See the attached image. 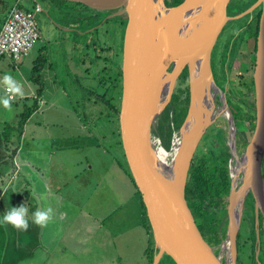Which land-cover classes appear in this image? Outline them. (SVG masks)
Listing matches in <instances>:
<instances>
[{
    "label": "water",
    "instance_id": "1",
    "mask_svg": "<svg viewBox=\"0 0 264 264\" xmlns=\"http://www.w3.org/2000/svg\"><path fill=\"white\" fill-rule=\"evenodd\" d=\"M64 1L83 4L105 20L117 15L129 19L119 124L126 160L145 203L158 249L152 264H160L165 254L176 264H236L237 235L248 193L256 200L257 217L259 210L264 216V0L233 16L227 13L231 0H183L176 6H168L166 0ZM258 7L262 13L253 69L256 123L240 155L245 160L244 169L237 178L232 174L229 228L220 253H216L196 222L186 187L199 144L216 122L217 116L211 117L209 107L215 106L218 94L235 135L234 115L225 91L216 82L212 54L226 24L252 14ZM185 68L189 107L167 149L159 123ZM166 86L167 99L160 105L158 95ZM161 147L173 156L162 157Z\"/></svg>",
    "mask_w": 264,
    "mask_h": 264
},
{
    "label": "crops",
    "instance_id": "2",
    "mask_svg": "<svg viewBox=\"0 0 264 264\" xmlns=\"http://www.w3.org/2000/svg\"><path fill=\"white\" fill-rule=\"evenodd\" d=\"M3 2L5 0H0L1 4ZM14 5L7 6V8L3 5L4 9L0 10L2 16L0 29ZM22 7L31 9V0H26V4ZM48 32L50 36L54 35L55 31L52 26L49 27ZM59 43L61 42L59 41ZM63 47L62 45L59 52ZM53 54L52 46L43 47L40 54L35 57L36 59H33L32 68L40 56H50L51 58ZM4 58H8V61L0 64V71L4 72L7 68L10 69L11 66L17 69L18 62L16 60L10 57H3L2 59ZM68 61L71 66L74 64L71 57ZM47 65L48 63L41 72L45 82L49 77L47 70L52 67L51 64L47 69ZM67 65V61L64 62L60 57L56 66L64 68ZM74 71H76L75 68ZM54 76V80L60 81L59 87L56 89L58 90L57 94L67 97L63 80L68 75L61 77L62 74L55 71ZM23 81L24 83L21 79L17 81L23 86L24 91L23 97L18 96L23 100L20 107H24L19 113L21 114L27 107L34 108L26 122L27 124L31 121L33 115L41 112L43 105L47 103L46 100H49L50 88L46 82L45 89L39 96L38 86L33 80L27 81L23 78ZM57 81L54 82L57 83ZM35 99L36 101L32 102ZM67 100L68 105L64 106L60 105V102H52L56 103L58 107L64 108L65 111L66 106L72 105V100L68 97ZM68 109L74 108L68 107ZM75 110L74 120H76L73 123L68 124L67 127H57V130L51 131L50 136L44 140L37 134L35 129L30 128L33 136H31L32 142L28 143L30 137H28L25 130L26 124L22 130L20 128L16 130L24 138L18 146L16 141L12 142L10 139V142H8L9 138L4 141V137L2 138L0 133V183L4 182L3 178L10 175V180L6 184L3 183L0 188V218H2L6 209L25 204L28 208L30 225L27 231L16 229L11 225H0V264H84L83 261H80V258H84L82 254L85 252L82 248V239L77 235L80 231L76 226L69 233L68 224L70 220L78 219L80 215H83L86 209H88L90 216L96 217V221L100 219V216L102 220L110 219L121 213L119 210L126 207L127 202L125 201L129 198L126 218L134 216L136 219L133 222L137 224L136 228L139 224L145 225L139 189L133 182L130 170L127 171L120 165L118 160H121V155L115 150L116 144L112 146V150L109 147L110 145L105 146L100 133L98 136L94 133L92 123H89L90 121L88 122L86 119L83 120V117L77 114L80 113L79 109L75 108ZM8 123L11 126L12 124L17 126L19 121L17 119L12 123ZM36 124L41 125L39 122ZM111 128L115 132V125ZM97 129L100 132L99 126ZM11 130L12 128H10ZM105 135L103 132L102 136ZM115 139L116 137H114V143H116ZM10 144H13V146L11 147ZM29 144L35 147L34 153H31ZM116 165L120 167L121 173H117V170L114 169ZM102 188L108 191L105 192L107 197L104 200L98 199L97 205H92L90 208L89 204L94 202L93 196L97 195L99 197ZM117 190H122V194ZM115 201L117 204L114 203ZM45 207H52L54 216L46 227H40L32 223V213L37 208L43 209ZM94 209L97 211L95 212ZM100 222V226H102L104 223L101 220ZM129 230V233L133 232L131 227ZM130 235H133V245L131 238L129 239L130 246L124 242V249L127 253L124 252L125 256H121V264L124 259L123 264H133L130 258L133 249L141 239H146L148 247L150 244V234L147 227L144 236L141 232H137V235L134 233ZM79 240L81 243L78 245ZM140 259L141 262L138 261V264H149L146 254L145 256L141 255Z\"/></svg>",
    "mask_w": 264,
    "mask_h": 264
},
{
    "label": "rangeland",
    "instance_id": "3",
    "mask_svg": "<svg viewBox=\"0 0 264 264\" xmlns=\"http://www.w3.org/2000/svg\"><path fill=\"white\" fill-rule=\"evenodd\" d=\"M17 1L18 0H5V2H3L2 4L0 3V10L4 9L3 5H5L7 8V6L10 7L14 5ZM54 1L59 3V5L67 4L66 6L68 8L74 9V11H72L74 12V14H68L65 19L67 23H71V25L74 23L75 25L76 23L74 22V20L78 19L77 17L80 16L79 14H82L83 12L82 10L79 11L81 6L78 3L69 2V1H66V2H64L63 0H54ZM168 1H171V0H168ZM25 4H26V0H19V5L21 7ZM67 7H64V8H67ZM75 9L78 10L79 13L76 12ZM31 10L35 11L36 13V21L40 29L41 39L35 45V47L33 48L32 52L30 53L28 57L23 58L24 60L23 59L17 60L18 62L17 69L11 66L10 69L7 68L4 72L0 71V80H2L5 74H10L16 81H19V79H21L22 82L24 83L23 78L27 79V81L28 80L31 81L32 72H33L32 64H33V61L36 59L35 57L38 54H40L43 47L52 46L53 48L54 54L51 55V58L50 56L46 57L48 59L47 69H48V66L49 65L51 66L52 64V67H50L47 70V74L49 77L46 81L47 86H49L50 88L49 97H48L49 100H46L47 103L43 105L41 112L33 115L31 121L26 124L25 130L28 133V137H30L28 140V143L32 142L31 136L33 135H32L31 129H35L37 131V134L40 135L41 138H43L44 140L45 138H48L50 136L51 131L57 130V127L59 128L64 127V126L67 127L68 124L73 123V121L76 120V119L74 120V116L76 112L75 108H76V109H79L78 111L80 112L77 114L80 117L82 116L83 120L86 119L88 120V122L90 121L89 123H92V129L94 133L97 136L100 133L101 139L103 143L105 144V146L110 145L109 147H112L115 144L114 137H116L115 136L116 129H118V132H120V129H119L120 124H118V126H115V132H113L110 125L104 119H102L103 113H104L102 109L103 106L99 102V99H97V101L95 99L96 97L103 95L104 93L103 85L100 83V80L98 78L102 76V75H99L101 71H99V68H96L97 65L88 66L86 67L88 68L87 70H85V67L83 65L82 66L77 65L78 61L81 58H83L84 61L86 57L88 58V56H85L84 54V50H85L84 47H82L81 44L78 45L77 43H81L83 41L85 42L87 40V36L90 34L76 35L74 38L71 33H68V34L65 33L63 35L64 40H62L61 38H59L60 34L54 30L55 31L54 35L50 36L48 32L49 27L55 25L53 21V17L51 18V16L47 15L46 13L38 11L37 7H35L34 4H32ZM1 17L2 16L0 14V20H1ZM227 25H228L227 26L228 28L227 30L224 31L223 36L227 35L228 29L230 28L231 24L228 23ZM107 26L108 25H105L104 28L108 29ZM101 29H103V27ZM105 35L108 37V39L110 38L109 29L107 30ZM58 39L61 43H59ZM247 40H248L247 42L243 43L239 51L240 53L233 63V73L236 74L238 77L237 80H235V83L236 85L239 86L238 89H242L243 91H245L246 88L242 84H240L241 81L242 80L248 81L251 78V76H253V71L250 72L249 65L247 63H244V62H247L245 61L246 58L244 57L245 56L244 53L253 51L252 49L254 45V39L251 37H248ZM62 45L64 47L59 52V49L62 47ZM91 45L89 49H90L91 54L93 55V50L91 48ZM96 46L97 47L99 46L98 42L96 43ZM56 53H59V54H56ZM106 54L108 53L106 52ZM106 54L104 55L106 56ZM108 55H110V53ZM60 57H62L64 62L67 61L68 63V65L65 66L64 68L56 66L58 59ZM70 57H71L72 63H74L72 64V66L70 65L68 61ZM7 61H8V58H4L0 60V64H2L3 62L6 63ZM215 66H216V63H214V68L216 71ZM74 68L76 71H74ZM55 71H57L58 73H61L62 74L61 77H65L68 75V77L63 80V84L66 88L67 97L72 100V103H71L72 105L66 106L65 111L63 110L64 108L62 109L58 107L56 103L52 102V101H57V103L60 102L59 103L60 105H63V106L68 105L67 97L60 96L57 94L58 90L56 89L59 87L60 81L58 82L57 80H54ZM215 73L216 75L218 74L217 71ZM240 73L241 74L243 73L244 75H246V77H244L242 80H241L242 77H240L241 75ZM42 80H43V77H42ZM186 80H187V77L180 78V80L176 84V87H174L175 95L173 94L174 97L171 98L172 99L170 100L171 103L169 102L170 103V106H169L170 107V123L172 124H173L172 120H175L177 122V121H180V119H182L181 112L183 113L184 111H186L189 105L187 102L189 85ZM54 81H57V83H55ZM43 82H44V85H46L45 80H43ZM36 85L38 86V84ZM5 95H7V93L5 92V86L0 84V96H5ZM22 101H23L22 99L16 96L15 99L11 101L10 111L6 110L2 105H0V133H1V136L2 138L4 137L3 138L4 141H6L8 138H9L8 142H10V139L12 142L16 141L17 146L20 144L21 140L24 139L22 138L23 135L21 136L16 131L18 128H20L18 124L17 126H14L13 124L11 126L9 125L10 123L8 122L12 123L16 121L17 119L18 121H20V118H21L20 115L22 113L20 114L19 111L23 110L24 108V107H20V104L22 105L23 103ZM35 101L36 99L32 100V102H35ZM17 103H19V105H17ZM220 104H221V100H220V96H218V99L216 100L217 107H220ZM68 107H73L74 109H68ZM166 109L167 107L165 108V110ZM230 109L232 110L233 115L238 120V116H239L238 108L231 106ZM100 110L101 112H99ZM218 121L222 123L221 124L216 123ZM38 122L41 123V125L36 124ZM54 122L56 125L54 124ZM216 122L213 124L211 128H209L205 136L202 138L199 144V147L197 149V153L202 154L203 150H205L206 142L212 143L215 140V141H219L220 143H223L224 136H226V138L229 141H231L230 125H229L230 123H229L228 118L221 115L216 118ZM48 123L50 124L49 126H48ZM160 125H161V120L159 123V127ZM240 125L242 126V128L246 127L239 133V137L242 139L240 141L241 151H243V149L245 148V145L249 141L248 138L249 137L251 138L250 134L252 132L248 130L247 122L243 124L241 123ZM4 126H6V128H4ZM94 126H97V127H94ZM98 126L100 127V130H99L100 132H98V129H97ZM10 128H12L11 131H10ZM222 128L225 130L226 134H224V131ZM103 132L106 134L105 136H102ZM248 134H249V137L247 136ZM209 135L212 138L210 137L209 139ZM116 141H117V138L115 139V142ZM29 145H30L29 147L31 149L30 150L31 153H34L35 147L32 144H29ZM10 146L12 147L13 144L12 145L10 144ZM215 147L217 148L216 144H215ZM115 150H117V152H120L121 149L117 145L115 147ZM204 154L205 153H203L202 155L204 156ZM114 169L117 170L116 171L117 173H121L120 171L121 169L118 165H116ZM3 180L4 182L0 183V188L3 186L2 185L3 183L6 184V182L10 180V175H8V177L3 178ZM101 191L102 193L101 195H98L99 197H97L96 194H95L96 196H93V201H94L93 204L88 203L90 208L92 205H97V203L99 202L98 199L104 200L105 197H107V194L105 195V192H108V191L104 188H102ZM121 191L122 190H117V192H120V193ZM110 193L112 194V192ZM125 202H127V205L126 207H122L121 208L122 210H119V212L121 211V213L118 212L119 214L117 216L112 217L110 219L102 220V217L100 216V219L96 221V217L90 216L88 209H86L83 215H80L78 219L70 220V222L72 221L73 222L72 223L69 222L68 224L69 229H70L69 233H71L76 226L78 230L80 231L77 235L79 236V238L82 239V243H83L82 248L85 250L84 254H82L84 258H80V261H83L84 264H121V260H120L121 256H125L124 252L127 253V251L124 249V242H126L129 246H130V242H129L130 238H131V243L133 242L132 240L133 235H130V234L134 233L137 235V232L139 233L141 232L142 236H144L146 226L143 224L142 225L139 224V226L136 228L137 224L133 222L134 219L136 218L134 216L132 217L128 216L126 218L127 208L130 202L129 198L126 199ZM114 203L117 204L116 201ZM100 220L102 221V223H104L102 226H100V223H101ZM251 223H252V218L249 216L248 212H246L243 217L244 227L249 226L247 224H251ZM130 227L133 229V232L131 233H129ZM57 231H59V229H57ZM248 234H249L248 230H243L242 237L244 238V235L247 236ZM151 240L152 238L150 235L149 243ZM80 243L81 241L79 240L77 244L79 245ZM147 245L148 244H147L146 239L144 240L143 238L139 241L137 246L133 249L132 257L130 258L133 264H138V261L141 262V259H140L141 255L145 256L147 249H148ZM124 262H125V259L122 261V264ZM170 264H173V262H170Z\"/></svg>",
    "mask_w": 264,
    "mask_h": 264
},
{
    "label": "trees",
    "instance_id": "4",
    "mask_svg": "<svg viewBox=\"0 0 264 264\" xmlns=\"http://www.w3.org/2000/svg\"><path fill=\"white\" fill-rule=\"evenodd\" d=\"M256 1L257 0H232L229 6V11H227V13L230 16L238 15L241 12L245 11L247 8H249L251 5H253ZM182 2L183 0L166 1L168 6H176ZM27 9L31 10L30 8ZM261 13L262 8L258 7L254 10L252 14L245 15L237 20H232V22L229 23L231 25L228 29L227 36L224 40L221 39L218 41L216 46L217 51L215 50V52H213L212 58L213 68L214 63H216L215 67L218 74L216 75V73H214V75L218 85L225 91L228 104L230 106L238 108V123L243 124L247 122L248 130H250V132H252L256 123L254 80L253 76H251L248 81H244L242 79L246 77V75L240 73V77H242V81L240 84H242L246 89L245 91H243L242 89H238L239 86L235 83V80H237L238 77L236 74L233 73V63L238 57L240 53L239 51L243 43L248 41V37H251L254 39V45L252 49L253 51L244 53V57L246 58L245 61H247L244 63H247L249 65L250 72L253 71L255 66V53L257 48V36L259 31ZM227 26L225 27V30H227ZM46 63V56H40L35 61L33 66L32 80L36 84H38L39 96L43 93L45 89L41 72ZM183 76L188 78L187 69L183 73ZM105 101V104L110 106V109H108L107 113L106 110L104 111L102 119H104L111 127L114 125L118 126V124L120 123V108L115 107L110 100ZM189 101L190 97L188 90V104ZM110 110H112V112ZM33 111L34 108L31 107H27L26 109H24V111L20 115L21 118L18 124L20 130L23 129L24 125L26 124ZM186 114L187 109L183 113L181 112L182 119L177 122L175 120H172V124L170 123V107L168 106L167 109L163 112V123H161L159 130L163 144L167 149H170L171 147L173 132L175 131V129L179 128ZM116 138L117 141L115 144L116 146L118 145L121 149L119 152V154L121 155V160L119 159L118 161L120 162V165L123 168L129 171L130 168L126 160V156L122 146L121 134L120 132H118V129L116 130ZM110 149L112 150V147ZM210 160L214 161L211 155H209V157H200L197 161L194 160L191 166L189 179L186 187V198L188 200L189 206L191 207L193 212L196 213L195 219L203 236L211 245H216L221 242L225 234V231H220L223 214V209L221 208V206L225 203L226 195L229 193L230 177L226 162H224V164L222 165L221 162H218L215 168L212 169L208 166ZM129 172L131 173V171ZM132 179L134 184L136 185L133 175ZM139 193L141 195L140 191ZM142 204L144 210V222L152 238L146 252V257L148 259L149 264H152L154 261V256L157 253L158 249L155 246L153 230L143 198ZM170 262L176 264V262L171 258V256L165 254L160 264H170Z\"/></svg>",
    "mask_w": 264,
    "mask_h": 264
},
{
    "label": "flooded vegetation",
    "instance_id": "5",
    "mask_svg": "<svg viewBox=\"0 0 264 264\" xmlns=\"http://www.w3.org/2000/svg\"><path fill=\"white\" fill-rule=\"evenodd\" d=\"M31 2L32 4L35 5V7H37L38 11L46 13L47 15L51 16V18L53 17V21L55 25L52 27H55L53 29L56 32H58L61 37L65 33L66 34L71 33L74 38L76 35L90 34L87 36V40L85 42L83 41L81 43H77L78 45L81 44V46L84 47L85 49L84 54L85 56H88V58L86 57L85 61L83 58H81L78 61L77 65L79 66L83 65L85 67V70L88 69L86 68L88 66L97 65L96 68H99V71H101L99 75H102V76L98 78L100 80V83L103 85L104 93L103 95L98 96L99 98L96 97L95 98L96 101L97 99H99V102L103 106L102 107L103 111L106 110V112H108V109H110L109 108L110 106L105 104L106 103L105 100H110L115 107H119L121 109L122 96H123V58H124L126 31H127V27L129 24L128 17L125 15H117L110 19L105 20V17L103 15L98 14L95 12V10L90 9L87 6L78 3L81 6L79 11L82 10L83 12L82 14H79L80 16L77 15L78 19L74 20V22L76 23L75 25H77L75 26L74 23L72 25L71 23H67L65 19L68 14H74V12H72L74 11V9L68 8L66 6L67 4L59 5V3L55 2L54 0H31ZM229 6H228V11H229ZM64 7H67V8H64ZM75 11L78 12V10L76 9ZM105 25H108L107 27L110 33L109 39L105 35L108 30L104 28ZM102 27L103 29H101ZM225 27L216 42L213 52H215V50L217 51L216 46H217L218 41L221 39L224 40L225 37L227 36V35L223 36ZM61 39L64 40L63 37ZM97 42L99 43L98 47L96 46ZM90 45L93 50V55L91 54L90 49H89ZM106 52L108 54L110 53V55L106 54ZM104 54H106V56ZM212 58H213V54H212ZM212 67H213V61H212ZM186 69L187 68H185L184 71ZM184 71L178 77L176 84L180 80L181 77L184 78L183 76ZM213 71H215L214 68H213ZM186 81L188 82V85H189V75ZM174 92H175V88L172 93V97H174L175 95ZM189 97H190V89H189ZM170 103H168L166 107L170 106ZM110 111L112 112V110ZM187 111H188V108H187ZM234 120H235L236 132H235V135L233 136L231 126H230L231 141H229L226 138V136H224L223 143H220L219 141H215V140L212 143L206 142L205 150H203L202 152V154L205 153L204 156L201 153L196 152L195 157L193 159V162H194V160L196 159L199 160L200 157H205V156L209 157V155H211L214 161L212 160L209 161L208 166L210 168L214 169L218 162L219 163L221 162V165L224 164V162H226L228 166V170H229V177H230L229 193L226 195L225 203L221 206V208L223 209V214H222V222H221L220 231L221 232L225 231V234L220 243L216 245H212V246H215L216 253H220L222 249L221 247L222 242L226 238L228 228H229V222H230L229 196H230L231 187H232L231 163H232L235 153H238L239 155H241V153L245 149L244 148L243 151H241L240 141L242 139L239 137V133L243 129H245V127L242 128L240 124L238 123V120H236L235 117H234ZM162 121L163 120L161 117V123H163ZM216 123L221 124L222 122L218 121ZM223 131H224V134H226L224 129ZM251 134L250 136H252ZM247 136L249 137V134ZM210 137L211 136L209 135V139ZM249 138L248 140H250ZM215 144L217 148L215 147ZM263 178H264V160H263ZM256 207H257L256 200L253 197V194L250 192L246 196V199H245V202L242 208L240 229L237 235L236 264H264V216L259 210V215L257 217ZM246 212H248L249 216L252 218V223L247 224L249 226L244 227L243 217ZM195 214L196 213H194V216ZM243 230H248V233H249L247 236L244 235V238L242 237ZM223 259L224 261L226 260L225 252L223 253Z\"/></svg>",
    "mask_w": 264,
    "mask_h": 264
},
{
    "label": "built area",
    "instance_id": "6",
    "mask_svg": "<svg viewBox=\"0 0 264 264\" xmlns=\"http://www.w3.org/2000/svg\"><path fill=\"white\" fill-rule=\"evenodd\" d=\"M40 39L35 11L22 8L16 2L0 29V60L28 57Z\"/></svg>",
    "mask_w": 264,
    "mask_h": 264
},
{
    "label": "clouds",
    "instance_id": "7",
    "mask_svg": "<svg viewBox=\"0 0 264 264\" xmlns=\"http://www.w3.org/2000/svg\"><path fill=\"white\" fill-rule=\"evenodd\" d=\"M0 84L5 86V92L7 93L5 96H0V105L10 111L12 99L16 96H24L23 86L14 80L10 74H5L0 80ZM53 216L54 210L52 207L37 208L32 213V223L40 227H46ZM0 225H11L16 229L27 231L30 226L28 208L25 204H21L6 209L2 218H0Z\"/></svg>",
    "mask_w": 264,
    "mask_h": 264
},
{
    "label": "bare ground",
    "instance_id": "8",
    "mask_svg": "<svg viewBox=\"0 0 264 264\" xmlns=\"http://www.w3.org/2000/svg\"><path fill=\"white\" fill-rule=\"evenodd\" d=\"M167 93H168V86H166L164 88V90L160 91V94L158 95V104H163L165 102V100L167 99ZM209 111L211 114V117H218V116H225L227 117V110L224 109L223 107H217L216 105V101H215V106L211 105L209 107ZM232 134L234 136V130H232ZM156 142L157 141V138ZM176 145H179V141L176 142ZM160 154L162 157H167L168 159L171 158V156H173V154L171 155V153L169 151H166L163 147L160 148ZM244 164H245V160L243 157H241L238 153H235L234 158L232 160L231 163V168H232V174L235 176V178H237L238 173H240L243 169H244ZM241 179L240 177L238 178V184H237V188H240V183Z\"/></svg>",
    "mask_w": 264,
    "mask_h": 264
}]
</instances>
